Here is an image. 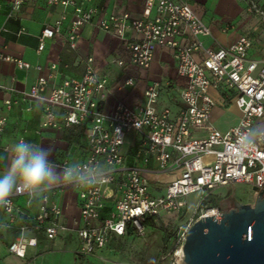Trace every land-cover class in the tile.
<instances>
[{
	"label": "built area",
	"instance_id": "obj_1",
	"mask_svg": "<svg viewBox=\"0 0 264 264\" xmlns=\"http://www.w3.org/2000/svg\"><path fill=\"white\" fill-rule=\"evenodd\" d=\"M23 1L15 0L13 10ZM46 1L63 6L65 11L58 24L43 29L42 44L63 32L62 21L71 9L73 17L66 33L71 47L76 46L83 29L93 25L125 43L128 60H117L119 65L130 63L149 69L156 49L167 48L172 51L178 74L185 81L180 92L183 105L174 115L169 107L158 109L159 83L147 86L142 105L129 106L119 100L112 110L105 111L98 95L106 88V80L98 75L93 57L87 60L81 78H67L61 85L50 87L52 73L39 77L24 94L44 103L42 125L59 126L57 109L63 112L67 125H86L88 153L76 165L68 162L62 165L60 185L76 189L80 215L68 225L63 221V208L49 202L44 195L38 212L30 218L34 229L44 231L49 239L72 230L80 240L79 254L87 255L104 249L116 237L146 234L163 214L179 213L186 208L193 193L200 192L198 209L218 187L246 183L256 196L258 191L254 187L264 189V130L252 136L255 120L264 118V65L259 68L257 61L248 58L250 38L241 36L233 45L218 49L206 47L200 37L209 32V27L193 9L192 0H145L147 10L155 12L145 18H134L129 12L112 14L96 6L84 8L79 0ZM243 1L249 12L257 13L264 21V3ZM198 53H202L201 60L196 57ZM0 60L14 62L21 68L31 66L1 52ZM52 67L55 69L56 65ZM134 82V78H129L126 84ZM0 88L7 87L0 83ZM211 88L219 90L240 109L238 124L226 132L212 124L216 100L209 92ZM5 104L10 108L12 100L6 98ZM7 122V115L0 108V149L11 153L12 149L2 144ZM201 130L207 131L205 136L194 135ZM131 131L139 134L137 154L145 163L154 159L160 170L179 173L163 194L153 191L150 180L139 167L125 164L123 146ZM66 168L72 169L67 179ZM36 193L11 197V204L3 207L9 216L7 226L26 216L16 206V197L26 195L32 199ZM107 197H115L113 206L107 207ZM222 212L218 206L209 207L199 218ZM195 221L181 226L179 257ZM28 229V224L19 223L20 232L10 244V252L25 257L27 249L38 244L36 236L27 234Z\"/></svg>",
	"mask_w": 264,
	"mask_h": 264
},
{
	"label": "crops",
	"instance_id": "obj_2",
	"mask_svg": "<svg viewBox=\"0 0 264 264\" xmlns=\"http://www.w3.org/2000/svg\"><path fill=\"white\" fill-rule=\"evenodd\" d=\"M15 0H0V52L22 59L31 64L30 68H21L14 62L0 60V83L7 88H0V108L8 117V122L2 137V144L11 149L20 139L24 138L48 148L51 152L49 159L55 165V171L60 178L54 184L40 188L35 197L26 195L15 199L16 206L22 209L26 216L18 223L7 226L9 216L0 207V264H80L86 255L79 254L80 240L72 230L62 232L54 239L47 238L44 231L32 227L30 218L35 216L41 199L48 196L49 202L57 203L63 208V221L68 225L80 215L79 198L75 188L62 187L64 162L76 165L82 162L88 153V143L85 138L86 125H67L61 110H56L59 126L44 127V103L24 94L41 76L53 74L50 87L59 86L67 78H81L85 72L87 60L94 58V66L98 75L106 80V88L98 95L105 111L112 110L119 100L129 106L142 105L145 102V90L148 85L159 83L161 95L158 109L171 108L177 114L183 103L180 97L184 79L178 74L177 62L172 51L158 47L154 61L149 69H143L127 63L122 66L117 60H128L129 53L125 43L93 25L86 26L75 47L67 42V29L72 21V11L68 10L62 21L63 32L47 38L41 43L43 29L56 25L61 21L64 7L50 5L46 0H24L18 9L13 10ZM83 7L96 6L112 14L129 12L134 18L153 16L154 11H148L145 0H79ZM261 4L264 0H259ZM192 7L197 15L209 27L207 34L200 39L206 47L218 49L221 46H231L241 36L252 40L247 56L255 60L259 68L264 65V21L257 13L249 12L243 0H192ZM202 59V53L196 55ZM56 68L53 69V65ZM134 78L133 85L126 81ZM211 96L216 100L212 110V124L221 132H226L236 126L240 120V109L217 89H210ZM103 95V96H102ZM10 98L12 105L8 108L5 99ZM264 130V118L256 119L252 136ZM206 130L195 132L202 137ZM140 143L139 134L135 131L128 133L123 153L125 164L137 166L148 177L151 187L156 194H163L171 180L179 173L162 171L151 159L145 163L138 156ZM11 153L0 149V173L7 170ZM159 188V189H158ZM220 193L213 195L220 197ZM222 196V195H221ZM115 197H107V207L113 206ZM248 202V201H245ZM19 223L29 225L27 234L36 236L38 244L27 249L25 257L10 252L9 246L18 236ZM124 238V237H116ZM103 250V249H102ZM96 254L100 255L101 251ZM92 264V263H91Z\"/></svg>",
	"mask_w": 264,
	"mask_h": 264
},
{
	"label": "water",
	"instance_id": "obj_3",
	"mask_svg": "<svg viewBox=\"0 0 264 264\" xmlns=\"http://www.w3.org/2000/svg\"><path fill=\"white\" fill-rule=\"evenodd\" d=\"M255 202H236L221 215H206L189 228L182 264H264V189Z\"/></svg>",
	"mask_w": 264,
	"mask_h": 264
},
{
	"label": "rangeland",
	"instance_id": "obj_4",
	"mask_svg": "<svg viewBox=\"0 0 264 264\" xmlns=\"http://www.w3.org/2000/svg\"><path fill=\"white\" fill-rule=\"evenodd\" d=\"M215 192L220 193L217 204L222 211L234 207L236 202L253 204L257 197L246 183L218 187ZM199 197L200 192L191 194L186 208L179 213L163 214L156 224L148 228L146 234L114 239L100 255L97 252L87 254L80 264H182L183 259L177 254L181 247L178 243V236L183 231L181 226L185 227L209 207L215 206L211 196L212 200L209 199L196 209Z\"/></svg>",
	"mask_w": 264,
	"mask_h": 264
},
{
	"label": "clouds",
	"instance_id": "obj_5",
	"mask_svg": "<svg viewBox=\"0 0 264 264\" xmlns=\"http://www.w3.org/2000/svg\"><path fill=\"white\" fill-rule=\"evenodd\" d=\"M51 152L36 143L19 139L12 147L7 170L0 173V207L11 204V197L18 193H31L57 182L60 173L49 159ZM72 169L64 170L69 178Z\"/></svg>",
	"mask_w": 264,
	"mask_h": 264
},
{
	"label": "trees",
	"instance_id": "obj_6",
	"mask_svg": "<svg viewBox=\"0 0 264 264\" xmlns=\"http://www.w3.org/2000/svg\"><path fill=\"white\" fill-rule=\"evenodd\" d=\"M213 196V200L210 198V200H212L213 201V203H214V205L215 206H219L218 204H217V200H218V197H216V196H214V195H212ZM209 201V200H208Z\"/></svg>",
	"mask_w": 264,
	"mask_h": 264
},
{
	"label": "bare ground",
	"instance_id": "obj_7",
	"mask_svg": "<svg viewBox=\"0 0 264 264\" xmlns=\"http://www.w3.org/2000/svg\"><path fill=\"white\" fill-rule=\"evenodd\" d=\"M210 215H212L211 213H210ZM180 254H181V259H183L184 257V251H183V248H181V250H180Z\"/></svg>",
	"mask_w": 264,
	"mask_h": 264
}]
</instances>
